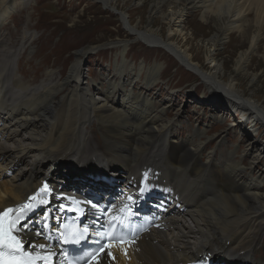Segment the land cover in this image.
<instances>
[{"label": "bare ground", "instance_id": "bare-ground-1", "mask_svg": "<svg viewBox=\"0 0 264 264\" xmlns=\"http://www.w3.org/2000/svg\"><path fill=\"white\" fill-rule=\"evenodd\" d=\"M90 1L117 12L124 27L123 37L108 40L114 51L110 71L102 73L105 90L99 88L92 74L82 71L81 65L90 50L104 44L103 40L70 45L69 62L65 65L47 56L42 59L38 45L49 35L34 31L39 28V24H34L35 12L41 8L38 2L0 0V179L7 171L16 169L7 180H0V211L8 206L17 209L51 173L52 180L48 184L53 196L57 193L54 181L66 184L65 190L72 186L66 192L68 195L55 198L63 208L74 206L81 216V227H87L85 234L90 239L93 234L90 214L96 210L90 204L86 213L80 211L83 209L77 203L80 197L87 196L85 201L99 206L110 194L102 206V219L95 220L98 226L99 221H106L109 214L118 212L123 206L129 191L137 186L135 180L143 166L155 162L162 169L158 181L164 182L165 193L158 195L154 181L146 180L143 198L136 202L128 200L131 213L127 221L130 228L136 229L135 234L126 246L108 247L100 264H124L125 252L130 264H192L224 243L232 245V251H227L235 256L228 253L215 256L209 264H264V152L255 149L250 156L251 163L246 164L241 154L245 150L237 149L240 144L234 142L228 146V130L219 136L216 148H208L207 141L212 136L206 128H192L187 135L178 131L182 119L164 117L171 103H162L163 97L159 98L157 91L151 92L152 87L161 83L159 78L166 67L157 61L145 64L130 58L127 45L137 39L161 48L171 55L179 69L183 66L203 77V81L220 84L219 78L226 74V63L219 58L218 52L209 56L214 65L205 70L201 57L193 50L184 49L176 34H166L164 27L163 32L156 26L162 19L180 26L186 14L200 8L203 23L218 24L215 34L208 38L216 49L223 45L232 30L244 39L237 45L241 49L234 68L237 74L248 73L264 37V0ZM182 3L185 11L180 9ZM19 11L25 15L20 27L15 23ZM84 11L69 16V25L77 26ZM252 13L254 19L250 24L247 17ZM136 14L138 16L133 19ZM246 39L249 42L243 49ZM262 57L264 59V51ZM32 64L36 68H23ZM85 75L88 81L84 80ZM250 75L249 85L253 88L247 93L235 77L225 81L230 96L222 111L237 116L238 110L246 116L243 118L246 123L253 129L259 127L264 134V96H257L255 90L262 74L253 71ZM95 90L100 96L94 94ZM224 116L218 113L215 118ZM233 126L241 130V120H231L227 129ZM95 134L99 140L94 145L91 140L95 139ZM248 144L251 149L257 147L258 139L249 140ZM100 147L108 157L97 150ZM82 150L86 153L84 158ZM78 153L79 158L76 157ZM68 158L80 163L67 162L76 165L73 169L76 174H70L74 177L72 181L63 182L56 173L57 166ZM104 158L113 163L103 164ZM116 159L123 163L122 170L126 171L123 187H116L102 170L117 169ZM48 162L50 164L45 167ZM253 166L261 171L254 172ZM77 173L89 175L96 183L86 178L78 180ZM85 180L90 183L89 194L82 186ZM97 181L105 182L101 185ZM117 188L121 190L114 193ZM153 196L158 200L152 199ZM53 199L47 204L38 199L31 204L30 210L21 212L27 219L19 220L14 231L23 243V250L36 259L66 264V247L63 244L54 246L46 240L41 234L39 220L33 221L49 211ZM59 212L56 214L58 220L61 218ZM47 220L45 217L43 225ZM41 244L45 247L40 248ZM221 250L226 252L224 247ZM108 251L112 256L106 255ZM92 264H96V260Z\"/></svg>", "mask_w": 264, "mask_h": 264}, {"label": "rangeland", "instance_id": "rangeland-1", "mask_svg": "<svg viewBox=\"0 0 264 264\" xmlns=\"http://www.w3.org/2000/svg\"><path fill=\"white\" fill-rule=\"evenodd\" d=\"M35 1L38 2L37 4L41 8H39L38 11L35 12L36 22L34 24H39V28L34 31L39 35L43 32H47L49 35L48 38H43L38 45V49H40V51L42 52L41 55H43L41 56V58L43 59L45 56H47L49 60L55 59L58 61L59 65H65L69 62L67 58L70 55V52L68 50L70 45H73L74 43H76V45H80L83 42L95 43L98 40H103L104 44L88 54L82 60L81 65L82 71H84L86 74H92L94 80L97 81L99 88L103 87V90H105L106 87L102 84V73L105 72V70L110 71V61L113 56L112 52L114 51V46H112L110 44L111 41L108 40L114 39L118 36L123 37L122 33L124 31L123 24L119 20L117 12L113 10L110 11L98 3L92 4L90 0ZM168 9L171 10L172 8H167V10ZM180 9L185 11L186 6L182 3ZM200 10V8L193 9L190 13L186 14L184 17V22H182L180 26L170 23L168 19H162L161 22L158 23L156 28L161 30L162 27H164L166 34H176L175 36L177 37L178 41H180V44L184 47V49L193 50L194 53H197L199 57H201L205 64V70L212 68V66L214 65V62H212L209 56L214 52H218L219 58L226 63V74L219 78V80H221L220 84H214V82L210 83V80L203 81V77L192 73L183 66L179 69L177 63L174 59H171L172 57L169 53L165 52L161 48L150 46L149 44H146L141 40L133 39L128 42L127 45L130 48L128 55L130 58H137L138 61H143L145 64H151L154 61H157L163 64V68L166 67V70H164L165 73L161 75V79L159 78L161 83H159L158 86L152 87L151 92L157 91L160 95L159 98L163 97L162 103H171L169 107H167L166 112L164 113V117H168L174 120H177V118L182 119V124L178 131H181L184 135H187V132L191 131L192 128H206V132L208 133V135L212 136L207 141V143L209 144L208 148H216L219 136L224 133V130H228V134L226 136L228 146L233 145L234 142L237 145L240 144L237 149L240 152L243 149L245 150L244 152H241L242 158H244L243 162L246 164H250L252 161L251 157L256 152L255 149L259 148L260 152L261 150L264 152V134L261 133V129L259 127L253 129L248 122L246 123L243 120V118L246 117L243 113H240L237 110L238 117L230 116L227 111H222L225 109L222 108V106L227 103L228 100L226 98L230 96L228 93V89L225 87V81L228 78L235 77L238 85L243 89L246 88L247 93L249 89L253 88L249 85V79L251 78L250 73H252L253 71L262 74V78L260 79L261 81L258 84L259 86H257L255 90H257V96H264V59L262 57V52L264 51V37L263 39H261L257 53L252 59L251 66L248 70L249 74L245 71L237 74L234 68L235 60L241 49V47L239 48L237 45L240 44L241 41H244V39L238 36V33L235 30H232V32L225 37L223 45L219 46L218 49H216L215 46L212 45L210 41H208V38L215 34V30H217L218 24L212 21L203 23L201 19L202 12ZM81 11L85 12L81 22H79L75 27L70 26L68 22V18L70 19L69 16L78 14ZM19 13L20 14H18L15 19V23L18 25V27L22 25L25 19L24 13L21 11H19ZM148 15L149 13L146 14L147 17ZM137 16L138 14L134 15L133 19H135ZM248 17L247 20L248 22L250 21L251 24V20L254 19V13H252ZM188 20H191L190 24L188 23ZM164 28L162 29V31L164 30ZM248 42V39H246L243 49L247 47ZM144 59H147V62H145ZM23 68L29 69L36 67L34 64H32L30 67L26 65ZM86 77L87 75L84 76V80L88 81ZM214 89H217L216 92L213 91ZM94 94L100 96L98 90H95ZM167 94H170L171 96L168 97ZM251 95H253V93H251ZM202 96H206V98L202 99ZM233 105H235L234 101ZM218 113H224L225 116L219 119L215 118ZM237 118L241 120V130H239V128L237 129L236 126L230 127L231 129H227L229 122ZM95 135V139L91 140L94 145L96 141L99 140L97 134ZM252 139H258V146L251 149V146L248 147V142ZM97 150L106 155V152L102 147L97 148ZM246 150H248V152L250 153L247 154ZM83 151L84 150H82V153L79 151L81 153V157L83 156L82 158H84L86 154ZM79 156L80 155L78 153L76 157L79 158ZM108 156L109 155H106V157ZM69 160L73 159L68 158L67 160H64L63 163L59 162V165L57 166L58 168L56 173L59 174L58 178L63 182L73 180L74 177L71 178L70 174H76L73 169L76 166L75 164L80 163L78 162V160H73L75 164H71L73 163L71 161V163H67ZM103 160V164L113 163L108 158H104ZM116 161L117 162L114 164V166L118 165L119 167H117V169L113 170L112 168H104L102 170L108 174V178L112 180L113 184L116 187L117 185L123 187V183L125 182V176L123 173H125L126 171L122 170V167L124 166L123 163H119V159H116ZM48 164L50 163L48 162L45 167ZM253 168L254 172L261 171L258 167L253 166ZM59 170H61V172ZM7 172L8 173H6L5 176L0 179L1 181L7 180V178H9L12 173L16 172V169L10 171V173L9 171ZM78 176L79 177L76 178L80 181L82 180V178H86L87 181H90L91 179V183H96V181H94V179H92L90 176L84 175V177L83 175L79 174ZM104 182L105 181H97V183H101V185ZM54 183H57V193L56 196H54V202L52 203V205H50L49 211H47L46 214L42 213L41 216L36 217L33 221H35L36 219L39 220L42 236L46 238V240L52 242L55 246L58 245L56 242L58 231L55 227L58 223V216L56 214L58 213V210H60V205H62L61 202L57 201L55 197L68 195L66 194V192L69 191L72 186H69L67 190H65L66 184L59 185V183H61L59 182V180L54 181ZM89 185L90 183L86 181H84L82 185L85 188L87 194L90 193ZM120 190L121 188H117L114 193ZM158 192L160 191L158 190ZM163 192L165 193L164 188ZM109 196L110 194L107 195L105 199L101 201V204L95 208L96 211H94V214H90L92 219H102V204H104L108 200L107 198ZM141 196H143V192L140 193L136 197V199ZM86 197L87 196H84V198ZM80 198L81 199L78 200L79 204L81 206H84L82 207L84 211H88L90 204L88 203L89 201H85L88 199H84L83 197ZM56 202H59L60 205H58ZM91 204H94V202L91 201ZM99 207L100 209H98ZM46 215L49 221L43 225V221H45ZM95 222L92 224V228L94 233L96 232L99 235L102 233V226L100 227L101 222H98V226L95 225ZM222 247L226 249V252L221 250ZM232 248V245L224 243L222 245L215 246L213 250L208 252V255L214 254V256H219L228 253L232 255L231 257H233L234 254L230 252L232 251L230 250ZM227 249H229L230 251H227ZM234 249L242 250V248ZM240 252L242 253V251ZM125 253L123 256L124 264H130Z\"/></svg>", "mask_w": 264, "mask_h": 264}, {"label": "snow or ice", "instance_id": "snow-or-ice-1", "mask_svg": "<svg viewBox=\"0 0 264 264\" xmlns=\"http://www.w3.org/2000/svg\"><path fill=\"white\" fill-rule=\"evenodd\" d=\"M48 190V186L45 184L43 188L40 189L41 193H47ZM141 192H143V189H141ZM39 195V194H37ZM36 196L33 197H29V201L35 200ZM129 200H132L133 197L129 196L128 197ZM41 203H46L47 201L45 200H41ZM77 203H79L77 201ZM89 204H91V201L88 202ZM92 208H96L97 205L96 204H91ZM63 208V206H61ZM31 209V204L30 203H25L23 205H19L17 209H15L16 212L20 213L23 212L24 210H30ZM80 211H83L82 209H79ZM13 209H6L4 212H0V248H8L10 249L13 253H15L16 255H20L21 254V250L23 249V243L20 239L17 238V236L13 235V231L16 227L17 222L20 219V216L17 215L14 218H10L9 217V213L13 212ZM103 211V210H101ZM121 211H123V209H121ZM129 213H131V209H128ZM106 214V213H105ZM113 221L115 220H120L119 217L117 216H113L111 218ZM120 225L121 227H125V225L123 224V221L120 220ZM112 229L114 230L116 225L112 224L111 225ZM88 229L87 227L84 228L83 233H87ZM83 233H79L77 234L76 232H72L70 234H65V233H61V237L63 238V243L65 244H79L81 242V239L83 238ZM37 235H39V233H37ZM101 237L103 238V236L107 235L111 240H117L118 237L114 234V232H108V233H102L100 234ZM120 243H123V240H119ZM40 248H44L45 245L41 244L39 245ZM105 252V246H100L98 247L94 252L89 253V257L92 259L96 260V264H100V259H103ZM127 254V253H125ZM3 253L0 252V256H2ZM107 256H112L111 251H108L106 253ZM10 264H30V261L27 260H12L10 262ZM85 264H88L87 261H85Z\"/></svg>", "mask_w": 264, "mask_h": 264}]
</instances>
